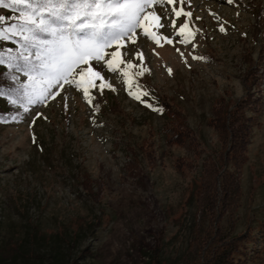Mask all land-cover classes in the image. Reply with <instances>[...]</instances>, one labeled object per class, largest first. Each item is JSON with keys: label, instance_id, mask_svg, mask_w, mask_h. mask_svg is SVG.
<instances>
[{"label": "rangeland", "instance_id": "rangeland-1", "mask_svg": "<svg viewBox=\"0 0 264 264\" xmlns=\"http://www.w3.org/2000/svg\"><path fill=\"white\" fill-rule=\"evenodd\" d=\"M173 7L191 10L203 31L194 53L191 46L179 43L157 47L140 30L136 43L126 42L121 49L127 53L123 59L134 64H139L134 53H144L150 72L135 80L150 93L151 99H144L162 108V113L132 99L119 73L93 62L116 88L105 89L103 95L95 92L98 113L93 114L80 92L68 89L63 93L69 98L67 108L58 97L47 106H37L20 122L0 123V261L37 264L32 255L50 254L57 264H149L156 247L161 250V264L191 260V241L199 225L194 188L205 158L219 147L208 124L211 108L219 97L240 99L246 62H258L264 55V24L258 15L264 0H235L232 5L227 0H185L181 5L177 0L155 7L161 23L167 25L174 18ZM210 11L226 22L227 34L219 32ZM0 15L11 17L4 9ZM160 31L173 35L170 27ZM189 53L204 59L193 60ZM167 68L172 69L171 76ZM260 88V113L240 174L235 234L248 221L253 229L264 222V78ZM163 102L181 111L183 125L200 144L195 151L169 144L168 128L178 119L166 112ZM0 109L11 112L4 98ZM144 143L153 145L152 160L140 148ZM134 157L138 165L130 175L127 165ZM177 159L184 161L180 168ZM81 173L94 190L101 189L99 203L81 191ZM96 219L99 226L82 229V224ZM224 225L230 224L224 221ZM246 264H264V251Z\"/></svg>", "mask_w": 264, "mask_h": 264}, {"label": "snow or ice", "instance_id": "snow-or-ice-1", "mask_svg": "<svg viewBox=\"0 0 264 264\" xmlns=\"http://www.w3.org/2000/svg\"><path fill=\"white\" fill-rule=\"evenodd\" d=\"M176 2L0 0V8L17 13L11 17L0 15V66L6 69L0 72V97L6 98L15 109L7 117L0 116V123L9 120L20 122L34 107L47 106L49 101L58 97L65 101L67 108L69 98L63 93L68 89L80 92L85 103L93 109V114L98 113L95 92L103 95L105 89L116 91L102 71L95 67L101 64L107 71L123 77L122 82L132 99L153 112L162 113V108L144 99H151L150 93L142 90L135 80V77H143L150 72L144 66V53H134V59L139 61V64H134L123 59L127 53H122L121 49L126 47V42L135 44L140 30L139 34L157 47L165 43L172 46L179 43L184 47L191 46L194 53L198 46L197 37L203 35V31L193 21L192 11L173 7L174 18L167 25L161 23L162 17L155 11L157 5L166 7ZM179 3L183 5L185 0H179ZM234 3L235 0H227L229 5ZM209 14L217 20L219 32L227 34L226 22H221L214 12ZM181 17L183 20H180ZM195 19L201 18L197 16ZM165 27L172 29V36L163 35L160 30ZM4 42H10L15 47H4ZM112 48L115 50L109 52L108 49ZM175 50L187 63L184 53L179 48ZM193 53H189L193 60L204 59ZM134 68L139 71H128ZM167 72L170 76L173 74L171 68H167ZM134 85L136 90H133Z\"/></svg>", "mask_w": 264, "mask_h": 264}, {"label": "trees", "instance_id": "trees-1", "mask_svg": "<svg viewBox=\"0 0 264 264\" xmlns=\"http://www.w3.org/2000/svg\"><path fill=\"white\" fill-rule=\"evenodd\" d=\"M0 9L8 11L11 16L17 15L6 8ZM259 9L258 15L264 24V9ZM11 47L15 45L11 44ZM246 63L247 69L242 78L243 96L236 101L219 97L211 108L212 116L208 124L216 134L219 147L214 155L205 158L198 182L195 184L193 196L199 225L191 241L193 257L185 264H246L248 260H255L258 254L264 251V222L257 223V227L253 229L252 222L248 221L243 231L234 233L241 198L240 174L247 161L252 127L257 122L262 103L260 86L264 78V55H260L258 62L249 59ZM3 71L6 69L0 66V72ZM162 106L168 114L178 119L177 123H172L168 128L169 144L185 145L195 151L200 144L193 133L183 125L181 111L165 102ZM8 108L10 113L15 111L9 103ZM10 113L0 109L2 117H7ZM140 148L146 158L152 160L153 145L144 143ZM175 162L178 168L184 163L182 159ZM137 165L138 161L134 157L127 165L128 174L132 175ZM79 179L81 191L92 202L99 203L101 189L94 190L92 181L82 173ZM224 221L230 225L225 226ZM95 225L99 226L100 221L96 219L95 222L82 224V229L90 230L91 226ZM92 232L91 230L90 233ZM249 242L252 243L250 248ZM160 253V247L153 249L149 264H161ZM30 258H34L37 264H57L50 254L32 255ZM0 264L14 263L0 261Z\"/></svg>", "mask_w": 264, "mask_h": 264}]
</instances>
